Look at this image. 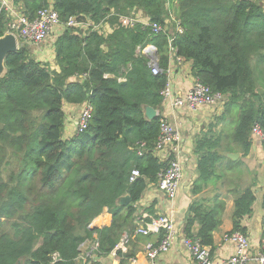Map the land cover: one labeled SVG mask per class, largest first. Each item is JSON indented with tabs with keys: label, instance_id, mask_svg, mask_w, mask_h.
Returning <instances> with one entry per match:
<instances>
[{
	"label": "trees",
	"instance_id": "trees-1",
	"mask_svg": "<svg viewBox=\"0 0 264 264\" xmlns=\"http://www.w3.org/2000/svg\"><path fill=\"white\" fill-rule=\"evenodd\" d=\"M12 1L30 18L52 5L64 22L86 15L99 23L112 11L129 15L141 9L163 23L174 12L184 28L174 40L178 54L192 61L195 77L226 96L222 115L194 138L198 175L183 225L184 236L209 246L213 256L214 232L223 223L226 201L219 192L205 193L223 179L225 170L239 166L240 161L226 152L239 149L248 154L253 126L257 123L264 130L261 1ZM11 19V10L0 1V37L8 32ZM171 32L156 35L138 25L118 27L108 36L98 31L81 35L66 27L55 42L59 71L37 60L27 44L7 55L6 72L0 77V162L8 158L12 173L11 181H0V264H82L78 259L87 241L99 243L98 260L115 250L119 264H131L135 252L116 248L126 232L131 244L137 204L168 164L154 151L160 117L148 120L144 107L160 109L163 104ZM148 45L157 48L162 69L158 74L152 72L149 58L138 52V47ZM84 102L92 106L88 127L66 138L64 105ZM228 117L235 121L232 131L219 127ZM140 142L147 146L142 155L137 152ZM134 169L140 176L131 181ZM254 184L232 188L233 228L228 232L247 234L244 222L254 211ZM126 195L130 202L120 204ZM106 208L112 214L111 225L91 228ZM163 235L159 233L156 243ZM98 260L92 264H102Z\"/></svg>",
	"mask_w": 264,
	"mask_h": 264
},
{
	"label": "built area",
	"instance_id": "built-area-1",
	"mask_svg": "<svg viewBox=\"0 0 264 264\" xmlns=\"http://www.w3.org/2000/svg\"><path fill=\"white\" fill-rule=\"evenodd\" d=\"M3 3V2H2ZM4 4V3H3ZM5 5V4H4ZM6 6V5H5ZM7 8V6H6ZM9 9V8H7ZM12 12V19L10 20L8 32L15 34L18 39L31 41L35 44H42L50 42L53 38V44L57 40L55 33L56 29L64 30L66 27L76 29V33L85 35L91 31H98L104 36L113 33L118 27L132 28L141 25L144 29L149 28L153 34L169 33L168 36V67L166 70L168 82L161 94L163 96V104L169 103L173 109L187 107L194 111L203 106H219L224 107L226 103V96L220 92H214L208 85L201 82L193 75V84L185 92V94H176L172 89V75L173 72L179 67L183 68L187 60L178 54V49L174 44L177 33H182L180 20L177 19L173 11H170L169 16L165 21L158 22L151 19V17L143 12L141 9L129 15L116 14L112 11L105 19L99 23H94L86 15H73L70 16L65 22L61 20L59 13L52 5L42 8L35 18H30L25 15L20 9H9ZM116 16L117 20L111 22V17ZM174 26V29L172 28ZM138 52L145 54L150 60V66L154 74H158L162 69L158 65V51L154 45H148L144 48L138 47ZM192 63V61H190ZM110 74H105L109 77ZM124 81L125 78H119ZM70 104V103H68ZM72 107L76 104H71ZM77 106V105H76ZM66 107V105H65ZM64 111L67 117V111H72L68 108ZM224 109V108H223ZM158 110V109H157ZM92 114V106L89 102L82 103V109L75 123V135L85 131L88 127L89 120ZM160 134L154 146L155 155L162 162H168L165 170L160 174L159 181L156 185L157 190L163 193L168 199L174 200L179 194L180 187L184 180V165L182 160L176 155L180 149L181 133L178 126L167 119L165 116L160 115ZM65 122V129H66ZM65 135V134H64ZM258 138L264 140V130L259 124H255L252 128L251 139ZM147 150L145 142H140L137 145V152L142 155ZM177 152V153H176ZM174 153L175 156H174ZM140 172L137 169L132 170L131 181H134ZM137 228L135 235H150L164 232L163 238L158 243H149L146 247V255L149 259V264H161L159 259L162 253L168 252L175 237L178 235V227L169 214H154L149 210L140 209L137 211L134 220ZM131 236L126 232L120 242V247L126 249L129 244ZM224 241L234 245V253L232 256L216 260L214 255L211 254V248L200 243L199 240H192L184 237V245L190 255L198 264H264V245L257 251L252 247L250 237L241 231L226 232ZM99 243L94 242L91 248H88L79 257V262L82 264L91 263L97 260L96 250ZM58 254H54L56 260ZM131 263L135 262V258H131Z\"/></svg>",
	"mask_w": 264,
	"mask_h": 264
},
{
	"label": "crops",
	"instance_id": "crops-1",
	"mask_svg": "<svg viewBox=\"0 0 264 264\" xmlns=\"http://www.w3.org/2000/svg\"><path fill=\"white\" fill-rule=\"evenodd\" d=\"M7 8L12 9V0H0ZM63 30L56 29L55 33L58 37ZM55 37V36H54ZM53 38L50 42L35 44L19 39L20 44H27L37 60L50 64L51 68L59 71V65L56 63V51L53 44ZM192 63L187 61L183 68H177L172 75V89L176 94H185V92L193 84V75L191 72ZM66 105V107H65ZM64 107L67 111L72 107L71 104L65 103ZM224 107L219 106H203L194 111L187 107L173 109L169 103L162 104L158 109L160 115L165 116L171 122L178 126L181 133V142L179 152L176 154L182 160L184 165V180L179 190V194L174 200L168 199L163 193L157 190L155 184H149L145 190L141 200L138 202V210L150 208L154 210V214H169L173 217L177 227L178 235L174 239V243L168 252L162 253L160 256L161 264H198L190 255L184 245L183 225L186 213L190 203L193 200L191 193L192 185L197 178V155L194 153V138L203 130H207L209 125L216 122V118L223 113ZM82 109V104L71 108L72 111H67V123L65 129V137L75 136V123ZM223 126V124H220ZM219 125V127H220ZM221 128V127H220ZM260 139L252 140V147L248 154H244L239 149L229 153H239V157L233 160H239L240 164L233 170H225L223 179L210 184L207 196L214 195L219 192L221 198L226 201V208L223 214V223L214 232L215 251L214 258L216 260L226 259L234 253V245L224 241L226 232L232 230V213L234 210V195L233 187H245L255 183L256 201L254 203L253 214L246 218L244 225L247 227V234L250 237L252 247L255 251L259 250L263 242L264 228L262 225L264 217V148ZM237 148L236 145H234ZM231 158V157H230ZM112 223V214L106 208L98 217L91 223V228H101L109 226ZM135 235L132 237V242L127 245L126 249L121 248L118 244L116 249L127 251L128 249L135 252V262L131 264H149V259L145 253L147 244L156 243L159 237L158 234ZM94 237H97L95 234ZM94 241H87L81 246V253L88 248H91ZM98 260V259H97ZM102 264H119L120 258L114 250L110 255L100 258ZM87 264H92L87 263Z\"/></svg>",
	"mask_w": 264,
	"mask_h": 264
},
{
	"label": "water",
	"instance_id": "water-1",
	"mask_svg": "<svg viewBox=\"0 0 264 264\" xmlns=\"http://www.w3.org/2000/svg\"><path fill=\"white\" fill-rule=\"evenodd\" d=\"M25 41L24 43H26ZM29 43H32L29 41ZM20 41L18 37L10 32L0 37V77L6 72L5 60L9 53H12L19 49ZM145 116L148 120H153L158 116V110L150 105L144 107ZM229 157L236 159L239 157V153H229ZM130 202V196L126 195L120 199V204H128Z\"/></svg>",
	"mask_w": 264,
	"mask_h": 264
},
{
	"label": "rangeland",
	"instance_id": "rangeland-1",
	"mask_svg": "<svg viewBox=\"0 0 264 264\" xmlns=\"http://www.w3.org/2000/svg\"><path fill=\"white\" fill-rule=\"evenodd\" d=\"M262 5L264 6V0H260ZM223 126H225L227 128V130L232 131L235 127V121H233V119H231L230 117H228L226 119V121L222 122ZM220 127H222L220 125ZM9 159L5 158L2 162H0V181H11V173H12V168L9 163ZM15 172H19V167H16ZM4 228L7 229V227L5 226ZM18 264H23V261H19Z\"/></svg>",
	"mask_w": 264,
	"mask_h": 264
}]
</instances>
